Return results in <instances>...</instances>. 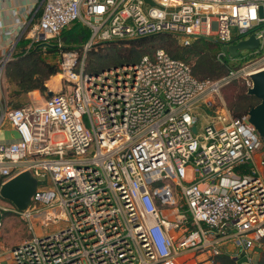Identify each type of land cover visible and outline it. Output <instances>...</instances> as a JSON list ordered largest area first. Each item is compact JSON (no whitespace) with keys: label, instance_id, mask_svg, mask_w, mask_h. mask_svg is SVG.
<instances>
[{"label":"built area","instance_id":"built-area-1","mask_svg":"<svg viewBox=\"0 0 264 264\" xmlns=\"http://www.w3.org/2000/svg\"><path fill=\"white\" fill-rule=\"evenodd\" d=\"M149 1L42 0L37 20L17 17L4 31L0 132L12 134L0 140V186L22 172L45 181L24 211L0 198V236L8 215L30 230L10 248L15 264H177L191 250L219 254L227 242L238 264H256L264 178L254 155L263 143L247 114L233 116L212 96L235 79L249 88V75L264 69V0ZM73 22L91 35L81 50L60 53L64 89L11 107L1 88L20 41L28 50ZM164 32L180 34L181 45L213 40L218 58L222 46L251 34L258 46L215 80L197 79L190 63L161 47L86 71L96 44ZM202 101L212 115L198 132L194 107Z\"/></svg>","mask_w":264,"mask_h":264},{"label":"trees","instance_id":"trees-1","mask_svg":"<svg viewBox=\"0 0 264 264\" xmlns=\"http://www.w3.org/2000/svg\"><path fill=\"white\" fill-rule=\"evenodd\" d=\"M160 34L131 40L129 43H132V46L127 49V53L122 52L121 48L117 49L115 46H109L107 49H110L112 55L110 62H114V65L134 63L141 55L151 54V46L158 44L162 46L161 48L164 47L173 58L181 59L188 63L191 58L196 59V62L191 64V66L193 75L200 80L218 79L226 75L231 69L238 67L229 64L226 56L217 57L220 48L213 40L199 37L188 45H179L175 38ZM90 35L88 28L79 22H73L61 31L57 39L39 43L28 50H26L28 40H21L15 58L8 62L4 71L7 82L14 86L9 92L11 107L16 108L23 105L20 96L28 92L38 90L41 94L47 93L46 81L50 77V80H52L57 76L58 65L49 62L46 57L48 55L59 56L63 50H81ZM58 40L61 42V46H58ZM86 71L97 72L89 71L87 68ZM258 102L259 100L256 97L248 95L246 91L242 95H238L237 99L231 102L229 106L226 105V107L233 116L239 117L247 114L250 108ZM261 243L263 248L259 253L256 264H264V237ZM208 261L209 264H238L233 258L224 253L212 255Z\"/></svg>","mask_w":264,"mask_h":264},{"label":"rangeland","instance_id":"rangeland-1","mask_svg":"<svg viewBox=\"0 0 264 264\" xmlns=\"http://www.w3.org/2000/svg\"><path fill=\"white\" fill-rule=\"evenodd\" d=\"M161 34L169 35L175 38L177 43L181 45V37H180L181 35L180 34H174L170 32H164ZM178 35L180 36L177 37ZM244 37L245 36H242L241 38H244ZM130 41L131 40H113V41H110L109 43L103 42V43L96 44L86 54V68L89 71H98V69L100 70L102 68L114 65V62H110L112 60L110 58L112 55H111L110 49H107V48L109 46H115L117 47V49L121 48L122 52L127 53V49H129L132 46V43H129ZM158 47H162V46L161 45L159 46L158 44L152 45L151 46L152 50L150 53H152ZM251 52L252 50L245 49V50H241L240 54L236 58H229L227 56L226 58L229 64L240 67L241 65L243 66L247 63V62H244V58L248 59L249 58L248 55ZM256 56L257 55H254L250 58H254ZM46 58L49 62L56 63V64L59 60L58 55H53V56L48 55ZM195 62H196V59L194 58H191L189 60L190 64H194ZM50 78L46 81V86L48 90H52L53 92H56L60 90V88L64 89V83L60 81L58 77L55 76L52 79L53 81L51 82H50ZM13 87H14L13 85L7 82L5 76H3V84H2L1 89L2 91H5V95H6L8 102L9 100H11L9 92L10 90L13 89ZM247 88H248V84L246 83V81L244 79H238V80L231 82L229 85L223 87L218 94L212 96V99L216 104H219L221 101H223L225 105L229 106L231 102L237 99L238 95H242L244 92H246ZM45 96H46V92L45 94H41L38 90H34L31 92H28L27 94L20 96V98L23 104H29V103H40ZM194 112L199 118L196 124L198 128V132H201L204 124L209 120L210 116L212 115V112L210 109L205 108L203 101L196 104V107H194ZM4 134L5 133L0 132V140L2 139ZM259 147L260 145L255 150V155H254L255 157H256V152L259 149ZM52 227L53 226H51L48 230L50 231ZM35 229H36V232H40V228L37 227ZM29 236H30V230L28 227V222L26 220L16 215L5 216V221H4L2 233L0 236V242L2 244H4L5 246H10V245H13L19 242L20 240L28 238ZM219 250L221 252L224 251V246H219ZM259 253H260V250L257 249L256 255ZM195 254H196L195 251L191 250L190 252L178 257L177 264H179L180 262H183L184 260H186V264H209V261L206 262V260L205 262L199 261V259L201 258L209 259L210 255L208 253H203V255H201L199 258H196Z\"/></svg>","mask_w":264,"mask_h":264},{"label":"water","instance_id":"water-1","mask_svg":"<svg viewBox=\"0 0 264 264\" xmlns=\"http://www.w3.org/2000/svg\"><path fill=\"white\" fill-rule=\"evenodd\" d=\"M149 2V0H145ZM264 8L259 7V15L262 17ZM258 46V40L253 34L249 38L242 39L235 44L221 47L225 56L236 58L241 50H253ZM251 86L247 88V94L256 97L259 102L248 111V122L253 125L261 137L264 152V69L249 75ZM53 91L48 90L46 96H51ZM195 132V126L192 127ZM44 179L34 178L29 172H22L0 186V198L11 203L17 210L24 211L31 203V197L38 186L44 185ZM236 260V259H234ZM246 264V263H242Z\"/></svg>","mask_w":264,"mask_h":264},{"label":"crops","instance_id":"crops-1","mask_svg":"<svg viewBox=\"0 0 264 264\" xmlns=\"http://www.w3.org/2000/svg\"><path fill=\"white\" fill-rule=\"evenodd\" d=\"M41 2L42 0H0V44L4 43V39H5L4 31L13 25L17 17L23 20H29L31 18L37 20L41 11ZM51 81L53 80H50V82ZM7 130H10V128L7 127ZM10 134H12V130L9 131L8 136L6 132L2 137V139L6 140L10 136ZM261 157H264L262 145H260L259 149L256 152L255 166L257 168V172L259 173V175L263 176L264 178V164L260 162ZM13 245L5 246L0 242V264H15L10 255V248ZM220 246H224V251L222 252L220 251V253H224L227 255H228V251L234 248L233 243L230 242H227L225 244H220ZM262 248L263 247L261 246L259 250L261 251ZM201 255H203V253L197 254L196 258H199ZM258 257L259 254H257L256 260L258 259ZM205 260L206 262L208 261V259L205 258L199 259V261H204V262Z\"/></svg>","mask_w":264,"mask_h":264},{"label":"bare ground","instance_id":"bare-ground-1","mask_svg":"<svg viewBox=\"0 0 264 264\" xmlns=\"http://www.w3.org/2000/svg\"><path fill=\"white\" fill-rule=\"evenodd\" d=\"M56 77H58V79L60 78V75L59 74H57V76Z\"/></svg>","mask_w":264,"mask_h":264}]
</instances>
